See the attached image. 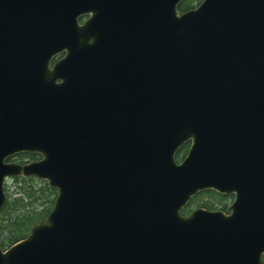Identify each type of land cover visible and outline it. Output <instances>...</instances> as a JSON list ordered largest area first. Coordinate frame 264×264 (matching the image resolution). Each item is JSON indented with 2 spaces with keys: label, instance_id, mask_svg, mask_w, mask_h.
<instances>
[{
  "label": "water",
  "instance_id": "1",
  "mask_svg": "<svg viewBox=\"0 0 264 264\" xmlns=\"http://www.w3.org/2000/svg\"><path fill=\"white\" fill-rule=\"evenodd\" d=\"M182 1L0 0V210L57 189L0 264H262L264 0Z\"/></svg>",
  "mask_w": 264,
  "mask_h": 264
},
{
  "label": "trees",
  "instance_id": "2",
  "mask_svg": "<svg viewBox=\"0 0 264 264\" xmlns=\"http://www.w3.org/2000/svg\"><path fill=\"white\" fill-rule=\"evenodd\" d=\"M188 5V0H184L179 6V10H185ZM187 147L188 145L185 144L178 151L176 156L178 160L183 158ZM21 157L23 159H38L39 155L37 153H27L21 155ZM10 159H14V157ZM10 180H13V182L11 185L5 184L7 198L0 210V241L3 247L22 239L29 233L34 223L45 220L57 196V190L44 179L19 175L10 178ZM203 194H210L218 198L229 196H222L215 190L208 189L199 192L192 200L195 201ZM204 203L208 207L213 205V203H207V201Z\"/></svg>",
  "mask_w": 264,
  "mask_h": 264
},
{
  "label": "flooded vegetation",
  "instance_id": "3",
  "mask_svg": "<svg viewBox=\"0 0 264 264\" xmlns=\"http://www.w3.org/2000/svg\"><path fill=\"white\" fill-rule=\"evenodd\" d=\"M194 7H196V6H193L192 7V5H188V8H186V10L187 9H190V8H194ZM88 17V15H86V16H84V18H83V20H85L86 18ZM187 145H190V143H187ZM28 152H20V153H17V154H15V157L14 158H17L20 162L22 161V162H27V161H29V160H33V159H23L22 157H21V155H24V154H27ZM14 160V159H13ZM221 194V193H220ZM223 195H229L228 197L229 198H232L233 197V199H232V201H231V203L230 204H228V202H226V201H222L221 203H219V204H213L212 206H210V207H208L204 202H201V204H193V198L192 199H190V201L187 203V205L184 207V209L182 210V213L184 214V215H188V214H190L191 213V211H193L194 209H196V208H201V207H203V208H206V209H210V210H223L224 212H226V213H230L231 212V210H230V206H231V204L233 203V201H234V194L233 193H230V194H222V196ZM233 195V196H232ZM222 198H224V199H226V197H222ZM261 259H262V264H264V252L261 254Z\"/></svg>",
  "mask_w": 264,
  "mask_h": 264
},
{
  "label": "rangeland",
  "instance_id": "4",
  "mask_svg": "<svg viewBox=\"0 0 264 264\" xmlns=\"http://www.w3.org/2000/svg\"><path fill=\"white\" fill-rule=\"evenodd\" d=\"M201 1L202 0H188V3L190 5H192V7H193V6H197ZM188 148H189V145H188L186 151H184L185 153L187 152ZM185 153L183 155H185ZM13 161H19V160L17 158H14ZM12 182H13V180H10V178L7 180V184L11 185ZM232 199H233V197L232 198L226 197V199H224L222 197L218 198V197H215V196L210 195V194H203L200 196V198H197L195 201H193V204H201V202H206V201H207V203L210 202L213 204H219L222 201H226V202H228V204H230Z\"/></svg>",
  "mask_w": 264,
  "mask_h": 264
}]
</instances>
